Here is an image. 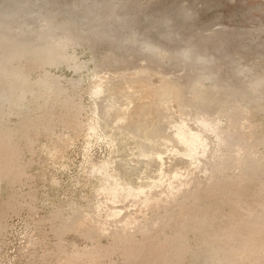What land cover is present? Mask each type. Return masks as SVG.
Masks as SVG:
<instances>
[{
  "label": "rangeland",
  "instance_id": "374dc122",
  "mask_svg": "<svg viewBox=\"0 0 264 264\" xmlns=\"http://www.w3.org/2000/svg\"><path fill=\"white\" fill-rule=\"evenodd\" d=\"M0 264H264V0H0Z\"/></svg>",
  "mask_w": 264,
  "mask_h": 264
},
{
  "label": "bare ground",
  "instance_id": "6f19581e",
  "mask_svg": "<svg viewBox=\"0 0 264 264\" xmlns=\"http://www.w3.org/2000/svg\"><path fill=\"white\" fill-rule=\"evenodd\" d=\"M203 120V119H202ZM208 124V123H207ZM211 126H208L207 128H210ZM178 130H180V129H178ZM184 130V129H183ZM175 132H177V131H175ZM186 132V131H185ZM177 134H178V132H177ZM176 138H178V137H176ZM187 149H188V147H187ZM186 149V151H188ZM185 156H189L190 157V155H189V153L187 152V154L185 155ZM62 157V156H61ZM116 187V186H115ZM118 189V188H117ZM120 191V190H119ZM123 191V190H122ZM109 192H111V191H109ZM116 193L118 194V192H117V190H114L113 191V197L116 195ZM110 195H111V193H110ZM125 221V220H124ZM132 222H130L129 220H127V222L126 223H124L125 225L124 226H126V225H128V224H131ZM82 225V224H81ZM84 225V224H83ZM80 227V226H79ZM235 228V227H234ZM229 230H232V229H229ZM235 230V229H234ZM233 230V231H234ZM231 232V231H230ZM232 233V232H231Z\"/></svg>",
  "mask_w": 264,
  "mask_h": 264
}]
</instances>
